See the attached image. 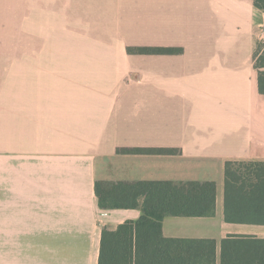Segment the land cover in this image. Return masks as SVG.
<instances>
[{
	"label": "crops",
	"instance_id": "0c3cea01",
	"mask_svg": "<svg viewBox=\"0 0 264 264\" xmlns=\"http://www.w3.org/2000/svg\"><path fill=\"white\" fill-rule=\"evenodd\" d=\"M263 26L254 0H0V264H99L143 210L101 208L97 180L215 181V215L162 231L216 264L264 238L224 219L226 162L264 161Z\"/></svg>",
	"mask_w": 264,
	"mask_h": 264
},
{
	"label": "trees",
	"instance_id": "16d2710c",
	"mask_svg": "<svg viewBox=\"0 0 264 264\" xmlns=\"http://www.w3.org/2000/svg\"><path fill=\"white\" fill-rule=\"evenodd\" d=\"M254 4L264 11V0H254ZM128 51L149 54L179 50L139 46L129 47ZM254 60L259 91L264 94L262 41L258 42ZM123 151L140 153L174 150L127 148ZM95 190L101 208H137L141 205L143 210L137 220L125 221L114 230L104 228L99 264H216L215 249L213 254L203 257L194 249V244L182 239L166 238L162 231L163 220L167 216L215 215V181L177 183L171 180H97ZM224 219L232 223L264 225V161L226 162ZM247 239L241 241V245H233L231 238L223 239L220 264H264V238L247 236ZM240 248L245 250L241 251Z\"/></svg>",
	"mask_w": 264,
	"mask_h": 264
},
{
	"label": "built area",
	"instance_id": "2783aa9c",
	"mask_svg": "<svg viewBox=\"0 0 264 264\" xmlns=\"http://www.w3.org/2000/svg\"><path fill=\"white\" fill-rule=\"evenodd\" d=\"M260 41L264 42V26L262 27V30L260 33Z\"/></svg>",
	"mask_w": 264,
	"mask_h": 264
}]
</instances>
